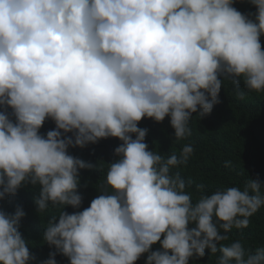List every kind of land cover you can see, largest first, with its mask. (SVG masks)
Returning a JSON list of instances; mask_svg holds the SVG:
<instances>
[{"label":"clouds","instance_id":"9594fccd","mask_svg":"<svg viewBox=\"0 0 264 264\" xmlns=\"http://www.w3.org/2000/svg\"><path fill=\"white\" fill-rule=\"evenodd\" d=\"M250 3L255 13L234 0H0V198L28 182L41 186L39 213L49 204L79 208V169L93 165L69 146L123 142L102 194L48 221L43 239L57 251L43 264H57V252L70 264H135L145 253L146 264H189L205 249L221 253L217 264H264V246L252 253L239 240L220 244L264 207V184L250 179L243 190L211 194L199 184L193 203L191 181L172 172L193 147L165 158L138 127L170 117L176 140L191 136L193 113L202 118L219 102L221 76L241 99V78L264 92V0ZM48 118L56 128L45 137ZM25 215L19 206L0 211V264L35 260L19 231Z\"/></svg>","mask_w":264,"mask_h":264},{"label":"trees","instance_id":"16d2710c","mask_svg":"<svg viewBox=\"0 0 264 264\" xmlns=\"http://www.w3.org/2000/svg\"><path fill=\"white\" fill-rule=\"evenodd\" d=\"M233 6L244 14L257 11L250 0H234ZM250 18L254 19V16ZM260 40L264 48V35ZM220 79L223 82L219 102L214 104L211 113L202 118L198 113H193L189 123L191 136L176 140L170 117H165L162 122L145 117L138 123V127L148 129L145 143L149 150L165 158L173 153L179 156L186 144L193 147L194 151L187 163L172 169L173 173L179 172L186 182L191 181L185 191L191 194L193 203L201 195L197 190L199 184L204 185L203 191L207 194L228 187H239L243 190L250 179L258 178L264 184V92L247 90L241 78L240 88L245 92L244 98L241 99L236 94L235 85L230 79H224L223 76ZM3 110V106H0V111ZM7 111L11 114V107H8ZM10 118L15 120L11 115ZM55 128V122L48 118L41 127L40 134L46 137L47 132ZM64 135L75 139L73 133ZM135 135L132 134L133 138ZM122 143L119 138L108 137L96 143H88L84 147L69 146L70 155L93 165L92 168L79 169L78 193L82 196L79 208H73L71 205L64 208L54 207L49 204L48 209L39 213L36 199L41 186L28 182L22 183L15 195L8 194L0 198V211L14 213L19 206L26 213L21 218L19 231L27 241L30 253L35 257V260L30 261L29 264H43L51 252L57 251L55 246L43 239V233L53 215L57 216L58 222L61 211L69 214L83 211L90 206L94 198L102 194L100 189L105 185L109 166L119 158L114 150ZM226 162H230V166H226ZM226 235L228 239L221 241L220 244L228 245L239 240L245 251L252 253L257 247L264 246V207L250 217L247 228H233ZM158 249H161L159 242L152 246V251ZM147 255L148 253L142 254L135 264H146ZM220 255V252L211 255L210 249H205L204 257L190 258L189 264H217ZM55 259L57 264H70L69 258L59 252Z\"/></svg>","mask_w":264,"mask_h":264}]
</instances>
